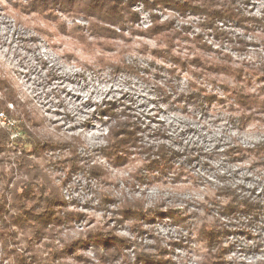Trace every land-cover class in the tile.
Masks as SVG:
<instances>
[{
	"label": "clouds",
	"instance_id": "9594fccd",
	"mask_svg": "<svg viewBox=\"0 0 264 264\" xmlns=\"http://www.w3.org/2000/svg\"><path fill=\"white\" fill-rule=\"evenodd\" d=\"M261 77L264 0H0V264H264Z\"/></svg>",
	"mask_w": 264,
	"mask_h": 264
},
{
	"label": "rangeland",
	"instance_id": "374dc122",
	"mask_svg": "<svg viewBox=\"0 0 264 264\" xmlns=\"http://www.w3.org/2000/svg\"><path fill=\"white\" fill-rule=\"evenodd\" d=\"M170 10H176L175 8H173V9H170ZM185 11H187V10H185ZM191 14L193 15V16H195V15H197V14H199L198 12H196V11H194V10H192V12H191ZM181 15H184V11H181ZM172 23L174 24V21H172ZM209 27H211V26H209ZM185 30L186 31H191V26H185ZM136 35V37H137V39H139V38H141V36H142V34L141 33H136L135 34ZM210 35H211V33H210ZM177 38H176V40L179 42V40H180V37H179V34H177ZM144 38H147V37H144ZM199 39H201V37H196V40H199ZM214 39H216L217 41H219L220 40V36L219 35H216L215 37H214ZM127 42H129V41H125V43H127ZM192 43H194V41H189V40H185V51L186 52H188V51H191V48H190V45L192 44ZM71 44L69 43L68 44V47L69 48H71ZM206 46H209V48H204V46H202V45H200V44H196V47L202 52V53H205L207 56H213V57H215V56H217V54H218V52H219V49L217 48V49H215V50H213L212 48H211V45H206ZM65 55H71L72 53H68V52H65L64 53ZM194 56V55H193ZM193 56H192V58H193ZM242 68H243V66H241ZM210 75L211 76H213V77H220V78H231L230 76H229V74H227V73H215V72H213V73H210ZM223 87V86H222ZM59 114V113H58ZM107 199V198H106ZM88 211H92V209L91 208H87L86 207V209H85V211H83V212H81V213H79L78 214V216L77 217H74V219H77V222H79V219L80 218H83L84 216H86L87 215V212Z\"/></svg>",
	"mask_w": 264,
	"mask_h": 264
},
{
	"label": "trees",
	"instance_id": "16d2710c",
	"mask_svg": "<svg viewBox=\"0 0 264 264\" xmlns=\"http://www.w3.org/2000/svg\"><path fill=\"white\" fill-rule=\"evenodd\" d=\"M130 3H135V0H130ZM180 8H183L184 10H187V8H186V6H179ZM194 11H196V12H198L197 10H194ZM216 16L217 17H219L220 16V13H216ZM209 26H211V25H209ZM161 27L162 26H158L156 29H155V31H156V33L157 34H161V35H163V32H161ZM178 36H176V38H177ZM111 37H105V39H110ZM209 48V46H204V48ZM205 48V49H206ZM187 64H188V62L187 61H185L184 63H181L180 65H179V68H180V70L181 71H186V69H187ZM191 67L192 68H194V69H199V71H201V72H208L209 74L210 73H213V72H215V73H227V74H229L228 73V71L227 70H225L224 69V66L222 65V64H209L207 67H205L204 65H203V62L202 61H200V58L199 57H197V56H193V58L191 59ZM242 68V67H241ZM261 79L262 80H264V77H261ZM213 99H215V97H213ZM25 195H27V193L25 192ZM54 203H56V204H60V203H62V202H60V201H55ZM3 209H0V211H2ZM49 221H51V214H49V216H48V218H47ZM18 222V221H17ZM56 223H57V225L59 224V223H62V221H56Z\"/></svg>",
	"mask_w": 264,
	"mask_h": 264
}]
</instances>
